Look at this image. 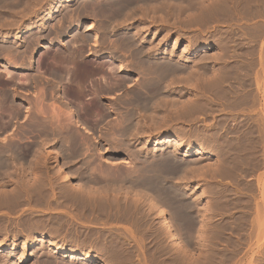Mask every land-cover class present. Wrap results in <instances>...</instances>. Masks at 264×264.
Listing matches in <instances>:
<instances>
[{"label": "rangeland", "instance_id": "obj_1", "mask_svg": "<svg viewBox=\"0 0 264 264\" xmlns=\"http://www.w3.org/2000/svg\"><path fill=\"white\" fill-rule=\"evenodd\" d=\"M10 1H6L7 3L3 2V5H1L2 7H0V49H2L0 50V90L10 88L11 92H14H12V94L15 96L12 105L15 106L19 104L21 107L17 105L16 108L14 107L16 110L11 107V114L13 116L12 112H14L15 117L11 116L10 119L8 115L9 111L6 112L7 114L5 113L6 116H4L7 117L8 115L10 123L2 121L3 123L0 125V141L11 139L13 135L18 137V132L20 129L19 127L23 125V123H21V119L23 118H21V116L23 115L24 117L25 113L27 114L28 112V115H25L26 118L24 117V119L25 123L27 122V125L28 123L30 124V122L34 120L33 115L35 111L40 105L43 106V102L41 101H44L47 109L49 108V104L50 107L51 104H55V106L58 108V112L61 110L59 114L60 116L63 114L64 118H66L64 120L61 118L63 116L60 117L62 120H64V122L68 120L67 118H69L68 114L66 113L67 106L71 107V110L76 113L75 115L77 120L84 123V125L79 123L80 125L78 124L77 126V124L73 122L74 126L72 128H74L75 131L79 133L77 135L80 137L81 141H83V144L84 142L86 144L82 145V148H80L79 145L82 143L79 144L80 141L78 140L77 136V140H74L77 146H79L77 147L75 146V143L73 144L74 141L72 142V140L67 142L66 138L64 139L60 135H55L56 133L46 134L41 131V129L39 130V126L32 125H30V127L28 126L29 129L26 134L21 136L22 138L20 137L21 139L19 141L21 147L18 156L14 154V157L12 154L11 156L8 155V163L11 160L13 161H11L6 166L4 165L3 167H0V247L2 245L5 247L4 249L0 250L1 263L4 260L2 264H82L81 259L78 256L71 258L72 255H69V252H56V249L60 248L61 246L67 251H74L75 249L77 253H91L89 255L95 261H97L98 264H213V262H215L214 264H264V224L261 225L262 227L257 226V223H259L257 221L258 219L259 221L264 220V218L261 217L263 216V211L260 209V212H262L260 215L259 212L257 213L256 211L258 206L259 208L262 207L260 206L262 204L260 200V192H262L261 186L264 184V161L263 163L262 161L260 162L262 164L261 167V164L259 163V166L257 165L258 168L257 166L254 167L255 169L257 168L256 170L252 167L253 169H251L253 172L251 171V174L250 172L246 174L247 171L251 170L247 167V170L245 169L246 172L244 171L245 174L241 173V181L238 177V185L242 187L240 190L241 193L239 192V195L242 197V199L249 200H247L248 202L243 200V204L245 203V205H243L241 209L238 208L237 211L235 210L237 213L235 212L234 216L239 218L238 215L241 214L240 212L242 211V214L246 217L241 214L242 216L240 218H246V222H248L247 219H249L250 222L248 223L252 224H247L246 226L249 227L251 225L250 227L254 228H244V225L242 227L241 224H239V221L241 222L240 218L239 220L235 218V225H237V228L239 227V229H236L239 230V233L235 231L236 229H234V231L230 234L231 236L228 234L226 238L223 237L221 233V187L224 183L227 184L229 181H227V178L226 181L224 180V175H222V172H220L219 164H217L216 167V163L219 160V156L217 155L218 146L215 145L216 141L211 140V142H209L206 140V138H209L212 136V134H214L213 132L215 129L217 130V124L219 125L220 120L218 117L221 115L219 110L213 112L212 116L207 117V119L205 118L206 120L202 119L196 123H191L188 121L172 122L169 127H164L159 131L155 130L153 126L149 127V124L146 126V123H150V121H146L144 118H141L142 120L138 121V124L140 123L138 126L141 128L139 130L140 132L124 136L125 138L122 139L124 142L121 143L122 140L119 142L121 137H118L119 140L118 138H115L117 140L116 141L110 134L98 130L99 125L103 126L105 123L110 125L112 124L113 120V124L115 123V118L117 120L119 117V115L115 112L121 111L119 108L117 111H112L113 113H108V116L104 121L95 122V115H84L82 113L83 111H81L79 107V105H83L84 103L88 104L97 100L103 106V109L106 108L105 106H111V108L116 110V100L118 98H124L133 88V86L128 85L138 83L139 80H135L138 79L135 74L136 71H132L129 75H125L124 71L119 72L120 67L117 63L110 59L107 61V58L102 55L103 52L110 50L113 51L114 54L121 53L117 55L124 54L128 48V50H130L129 46H122L119 50L118 47L121 45L118 42L120 41L118 39V35L120 37L126 35L128 37L135 38V44L142 43L145 45V47L152 46V50L154 48L153 53L159 51L160 53H166V55H169L170 53L174 55L173 58L184 67L182 71H179L175 74L176 77L187 75L189 71H194V73L197 72L196 74H202L204 76V71L206 70V73H208L211 71L212 67L210 65L211 67L209 66L208 68H204V57L213 56L221 52V50L218 48H215L212 51L204 52V44L216 42V44H219L220 41L222 43L223 40L221 39H223L226 35V33L224 34L222 32H224L225 29L226 31L227 29L229 30L227 27L228 25L226 26V23H221L222 25L219 24L217 26L219 29L215 28V30L212 29L206 32L202 30L200 32L199 30L195 29V26L185 25L183 23V20L185 19L183 15H181V17L167 16L159 9L155 10L157 6L162 4H171L173 6L175 4L179 5L181 3L180 0H158V2L157 0H154L155 3H151V1H149L150 3L147 2L145 5L146 10H143L145 9L143 5L145 3H142L141 5L144 8H139L141 2L137 5L134 4L136 8L134 5L131 8H134L135 10L128 8L130 11V14L129 12L127 14L128 19L125 17L128 9L124 10V12L126 11L125 13L121 12L122 16L115 13L119 15V20L117 19L118 21L115 17L117 15L114 16V14L112 15V13H110V15L113 16L112 20L114 19L112 23L110 21L111 16L109 13L107 15V12L104 11L103 17L104 19H109L108 21H105L102 19V16L98 15H102V12L95 11L94 13L92 10V13H90V10V15L88 14L89 16H86V13L81 14L79 11V5L84 3L85 0L84 2L83 0H72L71 7L73 9L69 7L71 8L69 10V12H71L69 19L63 17L64 13L62 11L65 9L64 0H43V6L39 10L40 12L37 13L32 11L36 9L32 6L31 8L25 6L23 3V5H21L20 3L18 7L13 0ZM91 1L96 3L103 0ZM20 5L23 9H21ZM138 5L139 7L136 11ZM147 5L149 8L151 6V11H149L150 9L147 8ZM50 7L53 9L54 14L59 16V19L57 16L58 20H60L61 17V22L57 21V19L50 20L48 18ZM25 8H30V10H32L28 11V9L27 12ZM140 11H143V13ZM27 13L29 14L27 15ZM72 13L77 15L74 14V16H72ZM123 17L126 22L124 21ZM62 19L66 24L62 22ZM120 19H123V21ZM161 19L162 23L160 21L158 22V20ZM163 20L164 22L166 20L167 24L166 22L163 23ZM38 21H40V26H36ZM101 21H104V24L108 25V27H103L105 26L104 24L103 26L102 24L100 25L99 23H101ZM253 21H248L247 23H251ZM113 22H115V26L113 25ZM120 22H123L124 24L122 23V25ZM53 24L54 26L56 24H58L57 26L64 24V28H62L63 25L59 26V31L57 26L55 28ZM75 24H79L80 30L75 29ZM109 25L110 27L113 25V28H109ZM100 26L102 29L106 28V31H103ZM235 27L236 25H234L232 28ZM61 28L63 30H61ZM54 29H57L56 31L58 32H54ZM109 30L112 31L108 32ZM49 31L52 32V35ZM39 32L43 33L42 41L51 39L54 44L49 47L38 45L37 48L32 45L30 39ZM93 32L97 33V37L93 36ZM221 35L223 37H221ZM107 37L110 38L107 40ZM227 37H229V35ZM262 38L264 39V35L256 43V53L254 51L252 52V57L259 59V61L260 57L264 54V52H262L261 55L258 51V47L263 41ZM109 39L112 40L110 41ZM72 40L76 42L77 40L79 41L77 43L80 44L76 47V49L81 50L84 54L82 59L84 60L83 62L85 65L94 70L92 72V78L89 80L90 85L88 84L87 91L85 92V95L87 96H78L74 90L71 89L70 84L76 81L74 76L69 77L67 80L59 76L60 74H63L61 66L67 67L70 65V63L68 64L69 61L66 62L65 58L67 57L66 55L69 50H71V42L69 41ZM93 40L97 41L94 42ZM113 40L115 43L117 42V45L112 43ZM188 40L195 41V43L189 47H186ZM239 40L240 39L237 38L236 42H239ZM136 41L138 42L136 43ZM30 43L32 48L30 47ZM111 43L114 46H117V48H114ZM249 44L253 43L250 41ZM7 47H13V49L9 48L10 52L5 50L9 52L7 53L3 51V48L8 49ZM12 50H17L18 52ZM19 50L22 51L19 52ZM11 51L13 53H11ZM123 51L124 53H122ZM237 51L241 52L240 49H237ZM19 53L22 55L20 57L16 56L19 55ZM8 55H10L9 58L11 61H9L10 59L8 60ZM101 55L103 57H101ZM13 56H15L17 59ZM179 56L182 57V59H178ZM14 60L17 62H14ZM127 60L128 58H121L123 63L127 62ZM263 61H260L259 64L252 68V74L257 73V70L263 69ZM107 64L109 66L111 64L114 65L112 72L108 71ZM214 67L220 69L221 65L216 64L213 66V68ZM8 71L11 72L9 73ZM8 73L11 74L12 77ZM7 74L10 78L7 77ZM259 74L260 75L258 77L252 79V84L250 87L247 86L246 88L242 86L240 81L239 84L238 82H234L232 83L233 85L231 84V86L235 87H233L234 90L237 88L238 91L240 87V89L243 87V89L251 88L253 92L262 91L264 89V84L262 83L264 82V77L262 73L259 72ZM102 76H105L104 82L108 81L109 84L116 82L120 78L126 79L127 83L125 82V86L123 87H117L113 90H106L97 94L95 90L96 87L94 86V83L92 84V81H98L99 83L101 82L103 84V80L100 79ZM19 77L21 80H19ZM173 82L174 83L172 84L171 89L168 92L162 93L164 96L160 95L158 100L161 99V102L169 101L178 103L192 98L191 93H184V88L180 87L183 85L186 86L187 89H190L191 85H194L192 80L182 79L180 81L174 80ZM261 83L263 84V88ZM36 89H39L40 91H37ZM14 90L17 91L15 92ZM41 95H43V97ZM33 96L41 97V101L36 98L40 103H37V100L34 99ZM26 98H28V101H30L31 98V103L28 102ZM33 99L36 103L32 102ZM34 104L35 106H33ZM38 104L40 105L38 106ZM22 106L24 108L26 106L27 107L23 109ZM18 107L20 113L23 110L26 112H22L20 114L17 112ZM47 109H45L47 112L48 110H51ZM230 116H234V114ZM239 117L242 118L241 115H239L238 118ZM6 123H8L9 126ZM85 125L90 133L84 132L81 128V126ZM203 126H209L210 130H203ZM216 133L217 132H215V134ZM165 135L168 136L165 137ZM178 135L183 136L184 139L192 143V150L189 151L184 145L177 146L175 144V138L176 136L179 137ZM15 136L13 137L16 138ZM78 141L79 143H77ZM73 146L75 147L73 148ZM201 146L203 149H207V152L202 155H196V149ZM213 147L217 150H215ZM76 148H79L80 150L78 149V151ZM49 150L51 152H55L60 160L64 161L65 163L67 162L66 164L68 165V168L72 171L74 170L76 179H79L82 183L90 188L89 192L79 190L75 185L76 179H73L67 184V182L63 180V176L57 175L55 162H53L52 159L48 158L47 156ZM133 150L136 152L133 153ZM171 150H174L175 153H173ZM73 151H75V153ZM129 152L132 153V156L129 154ZM168 154L172 155L171 157L173 159L176 158L181 162L184 161V164H182V168L176 172L171 173L170 170V173L168 171H163L164 174L161 172L164 176L162 178L161 174V178L163 179V181L160 179L163 182L162 191L159 192L151 188L148 190L145 189L149 192L148 193L146 191L148 197L146 198V201H151L150 199L154 200L155 198L158 205L165 207L166 215H168L167 217L170 219L174 229L181 233L182 239L185 245H187L186 249L188 250H183L179 248L178 245H176L175 241L162 227L160 218L156 215L155 210L148 205V201L145 202V199L143 201L138 199L135 200L136 198L132 195L134 185L132 188H128L130 191L129 194L123 193L122 191H124V189L127 190L126 187L130 185H128V182H124V179V181H122L120 176L119 179L122 182H116L115 187L119 188L121 193L114 194L110 192V188L114 184L104 181L100 177L102 174H104L102 173L103 171L100 172L98 168L96 169L98 172H100V174L102 173L100 175L96 170L95 172L92 169L93 163L95 165L97 163H99V165L102 164V167H99V169L103 170V167H107L109 165L113 167H119L120 165H123L121 167H124L127 164V161H129V156H131L132 161L137 156L138 158L136 157V163L134 162V164L138 165L140 163L139 157L141 156L146 157V159L149 161H152L151 159H155L157 157L163 158V156H167ZM160 155L163 156L161 157ZM12 157L14 159H12ZM34 160L36 161L34 162ZM35 165L37 166L35 167ZM133 174L135 175L136 173L133 172ZM141 174L142 172H140V175ZM134 175L133 177L137 178ZM138 175L139 174L137 172L136 176ZM118 176L119 175H117V177ZM260 182H262V184ZM230 185L227 186L232 187ZM250 186L254 191L251 190ZM21 190L26 192L25 194L22 193L19 198L16 196V194L18 193L17 195H19V191L21 192ZM246 192V195L243 194ZM150 194L154 198H152ZM254 194H256V196H254ZM253 197L258 199L256 200V198L254 199ZM17 198L19 199L18 202L16 201ZM252 199L257 203L260 202V204L258 203V205L254 201L251 202L250 200ZM254 203L255 205H253ZM135 204L138 205V209L135 207ZM248 205L251 207L250 209ZM254 206L256 208H253ZM246 207H248L249 210H247ZM259 208L257 209L259 210ZM254 209L255 211H253ZM245 213L248 214L246 215ZM237 222L240 226H238ZM257 227L261 230L259 231ZM243 230H245L247 233L249 230L252 231H249V233L246 234V232ZM243 232H245V234ZM261 235H263V237ZM40 244L41 246L44 244V246L41 247Z\"/></svg>", "mask_w": 264, "mask_h": 264}, {"label": "bare ground", "instance_id": "obj_2", "mask_svg": "<svg viewBox=\"0 0 264 264\" xmlns=\"http://www.w3.org/2000/svg\"><path fill=\"white\" fill-rule=\"evenodd\" d=\"M6 1L9 2L10 0H0V7H2L1 5H3V2L7 3ZM13 1H14L15 4H17V6L21 3V5L24 4L27 7H31L32 6L33 8H36L35 10L31 9L35 13L40 12L39 10L43 6V0H13ZM149 1H151V3H155L154 0H103L101 2L99 1V2H96V3H94L91 0H88V1L85 0V2L83 0L84 3H81V4L79 3L80 4L79 5L80 6L79 7V11H80L81 14L86 13L87 14L86 16L90 15L89 14L90 10H91L90 13H92V10L94 11V13H95V11L96 12H102V15H100V14H98V15L102 16V19H104L103 11L107 12V15H108V13H109V15H110V13H112V15L114 14V16L117 15V14H120V16H122L121 12H124V10H127L128 8H131V7H133L134 4L137 5L140 2H141L140 7L138 5L136 11L138 10V7L139 8L143 7V6H141L142 3H145V4H143L144 7H145V9H143V10H146V6L145 5ZM180 1H181V3L179 5L175 4L174 5L175 7L173 5H171V4H162V5H159V6H157L155 8V6L157 4L156 3L154 8H155V10L159 9L163 14H165L167 16L181 17V15H183L184 18H185L183 20V23L185 25L195 26L196 27L195 29L199 30L200 32L202 30H204V32H206V31H209V30H212V29L215 30V28L219 29V28H217V26L219 24H221V23H226V26L228 25L227 27L229 28V30L227 29V31H226V29H225L226 32L225 31L222 32L224 34L226 33V35H225V37L223 39H221L223 41H222V43L220 41V43H221V44L219 43L220 45L216 44L217 42L216 43H206V44H204V49H203L204 52L212 51L215 48H218V49L221 50V52L216 54V55L205 56L204 57V68H206V67L208 68L211 65L212 66V67L210 66L211 67V71L206 73L207 71L205 70L204 71V76L202 74H196L197 72L194 73V71L193 72L189 71L190 73L188 72L187 75H184L182 77H176L175 74L177 72H179V71H182L184 69V67H183L182 64H179V62L176 61L173 58L174 55H172L171 53L169 55H166V53H164V52L160 53L159 51H156L155 53H153L154 48L152 50V46H149V47L146 46L145 47V45L142 44V43L135 44V40H136L135 38L128 37L126 35H124V36L122 35L123 37H120L118 35L119 38L118 37L117 38L120 40L118 42L121 45V46L119 45L120 47H118L119 50H120V48L122 46H129L130 50H128L129 48L127 49V51L124 50L126 52L124 53V51H123L122 53H124V54H122V55H117V54H121V53L114 54L113 51H111V50L103 52L102 55L105 56V58H107V61L110 59L113 62L117 63L118 66L120 67L119 72L124 71L125 75L126 74L129 75L132 71L133 72L136 71L135 74L138 77V79H135V80H139L138 83H134V84L128 85V86H133V88L130 90V93L129 94L127 93V95L124 98H118L116 100L117 107L115 108L113 106L116 110L111 108V106H105L106 108L104 107L105 109H103V106L97 100L94 101V102H90L88 104L84 103L83 105H79V107H80L81 111H83L82 113L84 115L85 114L88 115V116L95 115L96 116L94 118L95 122L104 121L105 118L108 116V113H111L112 111H117V109L119 108L121 111L115 112V113H117L119 115L117 120L115 118V123L113 124V122H114V120H113L112 124L109 125V124L105 123V124H103V126L99 125V129H98L99 131H103L104 133L110 134L111 136L114 137V139L118 138V137L119 138L121 137L120 140L118 138L119 142L123 138H125L124 136H127L128 134L132 135V134L140 132L139 130L141 128H139V126H138L140 124V123L138 124V121L142 120L141 118H144V120H146V121H148V120L150 121V123L149 122L146 123V121H145L146 126H147V124H149L148 125L149 127L153 126L155 128V130L159 131L160 129H162L164 127L165 128L169 127L172 122H185V121H188V122H191V123L199 122L202 119H205V118L207 119V117L212 116L213 112H215L216 110L217 111L219 110L220 111L219 113L221 115H220V117H218V119H220V120H219V125L217 124V126H218L217 130L214 128L215 131L213 132L214 134H212L211 137H209V138H206L205 136L204 137L209 142H211V140H213V141L215 140L216 141L215 145L218 146V154L217 155L219 156V160H218L219 163L216 160V162H217L216 163V167H217V164H219L220 172H222V175H224V180L226 181V178H227L228 179L227 181H229L228 182L229 184L227 182H226L227 184H225V183L223 185L221 184L222 187H221V195H220V205H221V209H222L221 224H220L221 225V230H222L221 233H222L223 237L226 238L228 234L230 235L234 231V229L237 228L236 227L237 225H235V218H237L236 216H234L235 212L237 211L238 208L241 209V207L243 205H245V203L243 204L244 201L249 200V199H247V200L242 199V197H240V195H239L241 193L240 190L242 189V187L240 185H238L239 180L242 178V176H241L242 174L241 173L245 174L244 171H245V169L247 167L250 168V169L252 167L254 168V167H256L258 165V163L261 164L260 162L262 161V163H263V161H264V159H263V156H264V154H263L264 153V89L262 91H255V92H253V90L251 88L243 89L244 87L247 88V86L248 87L251 86L252 79L258 77L260 75L259 72L262 73V75L264 77V66H263V69H261L262 71L261 70H257L258 71V72L256 71L257 73L252 74V71H251L252 68H254V66L259 64L260 61L261 62L263 61V56H264V54L262 55V52H264V39L262 38L263 41L260 43V45L258 47L259 48L258 51L262 55L260 57V61H259V59H256V58L252 57V54H253L252 52L254 51L256 53V50H257V48L255 47V46H257L256 45L257 41H259V39L264 35V0H180ZM157 2H158V0H157ZM64 3H65V9H63L64 11H62L64 13L63 17L69 19V16H71L70 15L71 12H69V10L72 8L71 7L72 0H64ZM6 5H8V4H6ZM152 6H153V4H152ZM69 7H71V8H69ZM26 8H25L26 11L28 9H29L28 11H31L30 8H28V9H26ZM135 8H136V6H135ZM147 8H149V6ZM150 8H151V6H150ZM21 9H23L22 6H21ZM132 10H135V9L133 8ZM159 10H157V11H159ZM149 11H151V9ZM128 12L130 14L129 9H128L127 13H126V16L124 15L125 17H127V19H128V15H127ZM29 13H31V12H29ZM29 13H27V15ZM115 13H117V14H115ZM131 13H133V12H131ZM141 13H143V11ZM154 13H156V12H154ZM74 14L72 13V16H74ZM75 15H77V14H75ZM91 15H93V14H91ZM57 16L58 15H55L53 9L50 7L48 18L50 20H53V19L56 20ZM99 16H98V20H99ZM110 16H108V17H110ZM112 17L113 16H111V19H110L111 23H112V21H114V19L112 20ZM115 17H116V20H117L119 15H117ZM38 19H39V17H38ZM58 19H59V16H58ZM58 19H57V21H60L61 17H60V20H58ZM76 19H77V16H76ZM80 19H81V17H80ZM123 19H124V17H123ZM123 19H120V20L123 21ZM104 20L108 21L109 19L108 20L104 19ZM57 21H55V22H57ZM124 21H125V19H124ZM159 21L162 23V19L158 20V22ZM248 21H253V22L247 23ZM39 22L40 21L37 22L38 25L36 23V26H40ZM62 22L64 23L65 21H63V19H62ZM115 22H113L114 26L117 24V22H116V24H115ZM165 22L167 24L166 20H165ZM165 22L163 20V23H165ZM104 23H105L104 21H101V23H99V24L100 25L102 24V26H103ZM111 23H109V24H111ZM120 23L122 24L123 22H120ZM155 23H157V22H155ZM64 24H66V23H64ZM64 24H61L59 26L63 25L62 28H64ZM57 25L58 24H56L54 26V24H53V26L55 28H56ZM113 25L111 26L112 28H113ZM232 25L233 26L236 25V27L232 28L233 27ZM59 26H57V28ZM119 26H120V24H119ZM52 27H51V29H52ZM103 27L107 28L108 25H105ZM111 27L109 25V28H111ZM62 28H61V30H63ZM79 28H80L79 24H75V29L78 30ZM100 28H101V26H100ZM59 29L60 28H58V30ZM105 29H102V30L104 31ZM184 29H186V28H184ZM56 30L54 32H58ZM111 31L109 30L108 32H111ZM49 32H51V31H49ZM35 33H36V31H35ZM42 34L43 33L39 32V33H37L36 35H34L30 39L32 45H34L36 48H37L38 45L39 46L43 45V46H48V47L52 46L54 44V42L51 39L42 41V38H43ZM93 34H94L93 36L97 37L96 36L97 35L96 32H93ZM109 34H111V33H109ZM213 34H212V36H213ZM51 35H52V32H51ZM55 35H56V33H55ZM215 35H216V33H215ZM228 35H229V37H227ZM129 36H131V35H129ZM221 37H223V36L221 35ZM108 38H110V37H107V40H108ZM237 38L240 39L239 42L238 41L236 42ZM74 39H75V37H74ZM204 39H205V37H204ZM78 40H77V42H79ZM109 40L111 41L112 39H109ZM244 40H245V42H244ZM72 41H69V42H71L70 43L71 50H69V52L67 51L68 52L67 55H66L67 57L65 58L66 62L69 61L68 64L70 63V65L67 66V67H65V66L62 67L61 66L62 69L61 68L60 69L62 70L63 74H60L59 76L63 77L66 80L69 77L74 76L76 81L71 83L70 87H71V89L74 90V92L78 96H83V95H85V92L87 91V86L90 83L89 80L92 78V75H93L92 72L94 70L91 69L90 67H88L87 65H85V63L83 62L84 60L82 59L84 54L82 53L81 50L76 49V47L80 43L78 44L76 41H73V42ZM96 41L97 40H95L94 42H96ZM250 41L253 44H249ZM137 42L138 41H136V43ZM31 43H30V47L32 46ZM112 43H115V41L113 40ZM194 43H195V41H189L188 40L187 43H186V47H189V46L193 45ZM28 46H29V44H28ZM28 46H25V47H28ZM113 46H111V47H113ZM5 48H3L4 49L3 51H5V50L9 51L10 49H13V47L12 48L9 47L10 49L8 47H7L8 49H5ZM114 48H117V46H114ZM68 49H69V47H68ZM237 49H240L241 52H238ZM0 50H2V49H0ZM24 50H26V49H24ZM12 51H17V50H12ZM12 51H11V53H13ZM21 51L22 50H19V52H21ZM5 52H7V51H5ZM9 52H7V53H9ZM183 52H185V51H183ZM14 53H16V52H14ZM11 55H13V54H11ZM21 55L19 53V55H16V56L20 57ZM102 55H101V57H103ZM7 57H8V60H9L10 59L9 58L10 55H8ZM13 57H15V56H13ZM121 58L122 59L123 58H128V60H127V62L123 63L121 61ZM178 59H182V57L179 56ZM9 61H11V59ZM15 61L16 60H14V62ZM263 63H264V61H263ZM216 64L221 65V68L220 69H217L216 67L213 68V66L216 65ZM261 64H260V66H261ZM59 65H60V63H59ZM107 67H108L107 68L108 71L112 72L114 65L111 64L110 66L108 65ZM261 68H262V66H261ZM8 74H7V77H8ZM9 75H11V74H9ZM11 77H12V75H11ZM8 78H10V77H8ZM100 79L103 80V84L101 82L99 83L98 81H96V82L92 81V84L94 83V86L96 87L95 90H96L97 94L100 93V92L106 91V90H113V89H115L117 87H123V86H125V82H126V79L120 78L116 82H113V83L109 84L108 81H105L106 83L104 82L105 76L100 77ZM182 79L192 80L193 83H194L193 86L191 85L190 89H187V87L183 86V85L180 86L181 88H184V91H183L184 93H189V94L191 93V95H192L191 99H188V100L183 101V102H178V103L169 102V101H163V99H162L163 102H161V99L158 100V97L160 95L164 96L162 93L168 92L171 89V86L174 83L173 82L174 80H179L180 81ZM19 80H21V78ZM263 80H264V78H263ZM239 81L242 83V86H244V87L242 89H240L241 87L239 88V86H240L239 85L238 86L239 91H238L237 88H236L237 90L236 89L234 90L235 87L231 86V84L234 83V82H238V84H239L240 83ZM86 82H88V83H86ZM262 83L264 84V82H262ZM9 84H11V83H9ZM263 84H262V88H263ZM91 87H93V86H91ZM39 89L38 90L36 89V90L40 91ZM12 92H11L10 88L9 89L5 88L3 90H0V125L3 122L10 123L9 119L12 116V114H11L12 110L11 109L12 108L15 109L17 107V105L20 106L19 104L15 105V106L12 105L13 104V100L15 98V96H14V94H12ZM43 95H41V96L43 97ZM36 96L35 97L33 96L34 99L38 98L40 100L41 97H36ZM44 96H46V95H44ZM85 96H87V95H85ZM92 97H93V94H92ZM45 98H44V100H45ZM27 99L28 98H26V100ZM34 99H33L32 102H35ZM38 99H36L37 103L39 102ZM30 101H31V98H30ZM30 101H28V102H30ZM21 102H23V101H21ZM41 102H43L42 103L43 106L38 104V106L39 105L40 106L35 111V113L33 115L34 120L32 122H30V124L28 123V125H27V122L25 123V119H24L25 115H28V112H27V114L25 113L24 117H23V115L22 116L20 115L21 118L24 119V121H23V119H21L22 120L21 123H23V125L21 127H19L20 129H19V132H18L19 133L18 137L13 135L16 138H14L12 136L11 139L1 140L0 141V167H3L4 165L6 166L11 161H13V160H11L8 163V158H9L8 155L11 156V154H12L13 157H14V155L18 156L19 150H20V147H21L19 140L22 138L21 136H24L26 134V132L29 129L28 126L30 127V125L39 126L38 127L39 130L41 129V131H43L46 134L47 133H53V134L56 133L55 135H60L64 139L66 138L67 142H70L71 140H72V142L74 140L75 141L77 140V136H78L77 134H79V133H77L75 131V129L72 128L74 126L73 122L75 124H77V126H78L79 123H82L83 125H84V123L77 120L76 115H75L76 113H74L73 110H71V107L67 106V109H66L67 110L66 113L68 114V117L70 119L67 118L68 120L64 122V120L66 118H64L62 113H61L62 114L61 116H63V117L60 116L59 113H60L61 110H59V112H58V110H57L58 108H57V106H55V104L54 105L51 104V107H50V104L48 103L49 104V108L48 109H51V110H48L47 107L45 106L44 101H41ZM24 103H26V102H24ZM51 103H53V102H51ZM33 106H35V104ZM22 108L25 109L23 106H22ZM45 109H47L48 112ZM49 111H51V112H49ZM6 112H8L9 119H8V115H7V117H5L6 116L5 115ZM17 112L20 113L19 107H18V111ZM22 112H26V111L23 110ZM12 113H13V116H14V112H12ZM233 114H234V116H230V115H233ZM239 115H241L242 118H240V117L238 118ZM60 117L63 118L64 120H62ZM8 123H6V124H8ZM216 123H218V122H216ZM85 124H86V122H85ZM8 126H9V124H8ZM34 128H36V127H34ZM75 128H76V126H75ZM81 128L83 129L84 132L90 133L89 130L87 129L86 125L85 126H81ZM208 129H209V126H206V127L203 128V130L209 131L210 129L209 130ZM212 131H210V132H212ZM199 132H197V133H199ZM215 132H217V133L215 134ZM36 134H37V132H36ZM167 136L168 135H165V137H167ZM178 136L179 137L176 136V138H175V144L177 146L184 145V146L187 147V149L189 151L192 150V143H190L186 139H184L183 136H180V135H178ZM113 137H110V138H113ZM205 138H204V140H205ZM78 140L80 141V143H79V141L77 143H79V144L82 143L81 145H79L80 148H82L81 146L86 144V143L84 142V144H83V141H81L79 136H78ZM85 140H86V138H85ZM75 141L73 142V144L75 143ZM122 142H124V140H122L121 143ZM209 142H208V144H209ZM75 146H77L76 143H75ZM75 146H73V148ZM79 146H77V147H79ZM87 146H88V144H87ZM177 146H175V147H177ZM210 147H212V146H210ZM83 148H84V146H83ZM78 149L79 148H76V150H78ZM174 150H175V148H174ZM174 150H171V151L173 153H175L176 150L175 151ZM215 150H217V149H215ZM75 151H73V152L75 153ZM130 152H129V154L131 155L132 153H130ZM134 152H136V151L133 150V153ZM206 152H207V149H205V148L203 149L202 146H201V147H198L196 149L195 154L196 155H202V154H205ZM47 156H48V158L52 159L53 162H55L57 175L63 176V180L66 181L67 184H68V182H71L73 179H76V174L74 173V170L72 171L71 169H69L68 165L66 164L67 162L65 163L64 161L60 160L58 158V155L55 152H53V151L51 152L49 150ZM131 156H129L130 157V158H128L129 161H127L126 165L124 164L125 165L124 167H121L123 165H120L119 167L116 166V167H118V168H116L115 166L113 167V166L109 165L107 167H103L104 169L102 170V169H99V167H102L101 166L102 164L99 165V163H97L95 165L93 163L92 169H93V171H95L98 168V170L100 172L103 171L102 173H104V174L101 173L102 174L101 175L100 172H98V170H96L101 175V176L100 175L99 176L101 177L102 180L108 181L109 183H113L114 184V185L111 186L110 192H112L114 194H120L121 190L119 188L115 187V183L116 182H122V181L125 180L124 182H128L129 183L128 185H130V186L126 185V186H128V187H126L127 190L124 189V191H122V192L126 193V194H129L130 191H129L128 188H132L133 185H134V190L132 192V195L136 198L135 200L138 199L140 201H143L145 199V202L148 201V200L146 201V198H148L146 191L149 188L155 189L156 191H159V192L162 191V185H163L162 184L163 183L162 182L163 181L162 178L164 177L163 174H164L165 171H168L169 173H170V171H171V173L172 172H176L180 168H182L181 165L184 164L183 163L184 161L181 162L179 159H176V158L173 159L171 157L172 155L168 154L167 156L165 155L166 157L162 155L163 158L157 157L155 159H151L152 161H149V160L146 159V157L141 156V157H139V162L140 163L139 164L137 163L138 165H135L134 162L136 161L135 159H136L137 156L135 155L136 157H135V159H133V161L131 160ZM13 157H12V159H14ZM68 157H69V155H68ZM35 161L36 160H34V162ZM103 162H105V161H103ZM36 166L37 165H35V167ZM93 166H94V168H93ZM258 166H257V168H258ZM261 166H262V164L260 165V167ZM216 169H218V168H216ZM252 169L250 171H247V172L245 171L246 174H248L249 172L251 174V171L253 172ZM204 171H205V169H204ZM133 172L136 173V174L138 172L139 175L136 176V174L134 175ZM140 172H142L141 175H140ZM7 173H9V172H7ZM95 174H93V175H95ZM161 174H162V178H161ZM117 175H119V176L117 177ZM133 175L135 177H137V178H134ZM120 176H121L120 179L122 181H120V179H119ZM238 177H239V180H238ZM240 183H242V182H240ZM251 183H253V182H251ZM260 183L262 184V182H260ZM255 184H257V183H255ZM75 185L77 186V188L79 190H84L86 192L90 191V188L87 187L84 183H82L79 179H76ZM137 185H139V186H137ZM227 185L228 186L230 185L232 187H228ZM249 185H250V183H249ZM263 185L264 184H262V186H261V188H262L261 191L262 192H260V194H261V196H260L261 199L260 200L262 202V204L260 206H262V207L259 208V206H258L257 208H259V210L255 206L253 207V208H256V211H257V213L259 212V215L262 213V212H260V209H262V211H263V216H261L262 218H264V189H263L264 186ZM91 186H92V184H91ZM250 188L252 190L251 186H250ZM145 189H147V190H145ZM253 189H254V187H253ZM255 189H256V187H255ZM252 191H254V190H252ZM25 192L26 191L21 190V192L19 191V195H17L18 194L17 193L16 196L20 198L22 193L25 194ZM254 193H256V192H254ZM243 194L246 195L247 192L243 193ZM150 196L152 197L151 194H150ZM241 196H242V194H241ZM254 196H256V194H254ZM152 198H154V197H152ZM253 198L255 199L256 197H253ZM257 199L258 198H256V200ZM150 200L151 201H148V203H149L148 205L155 210L156 215L161 220V224H162V227L164 228V230L169 234V236H171V238L175 241L176 245H178L179 248H181L183 250H188V249H186L187 245H185V243H184V241L182 239L181 233H179L178 231H176L174 229L170 219L167 217L168 215H166L165 207L158 205L156 200H155V198H154V200L153 199H150ZM16 201L18 202L19 199L17 198ZM123 201H124V199H123ZM250 201L252 202L254 200L252 199ZM254 202H256V201H254ZM258 203L260 204V202H258ZM88 205H89V203H88ZM136 205L137 204H135V207L137 208L138 205L137 206ZM246 205H247V203H246ZM253 205H255V203ZM253 205H250V206H253ZM248 207H249V205H248ZM248 207H246L247 210H249L251 208V207H249V209H248ZM243 209H245V208H243ZM110 210H112V209H110ZM253 211H255V209ZM134 212H135V210H134ZM247 212L250 213L249 211H247ZM130 213H131V211H130ZM132 213H133V211H132ZM240 213L242 214V211ZM241 214L238 215L239 218L243 215V214L242 215ZM243 216H245V215H243ZM96 218H97V216H96ZM239 218H237V219L239 220ZM242 218L243 219L240 218L241 222L239 221V224H241L242 227L244 225V228H250L251 229L252 228V227H250L251 225L249 227L246 226L247 224H252V223H248V222H250L249 219H247L248 222H246V218H244V217H242ZM262 218H261V220H262ZM237 219H236V221H237ZM130 221H131V219H130ZM257 221L259 222V223H257V226L258 227L259 226L262 227L261 225L264 224V220L259 221V219H258ZM237 224H238V222H237ZM239 224H238V226H240ZM258 227H257V229H259ZM237 229H239V227ZM237 229L235 231H237L239 233V230H237ZM245 230H243V231H245ZM260 230L261 229H259V231ZM249 231H248V233H249ZM245 232H243V233L245 234ZM248 233L246 232V234H248ZM259 234H257V235H259ZM261 234H263V233H261ZM261 236L263 237V235H261ZM228 238H229V236H228ZM40 240H42V239H40ZM40 246H41V244H40ZM42 246H44V244ZM4 248H5L4 245H2L0 247V250H2ZM56 252H69V255H72V257L70 256L71 258H75L76 256H78L81 259V263L82 264H89V263L98 264L97 261H95L89 255L91 253H89V254L86 253V252L77 253L75 249H74V251H67V250L63 249L61 246H60V248L56 249ZM3 262H4V260L2 261V263ZM2 263H1V260H0V264H2ZM214 263L215 262H213V264Z\"/></svg>", "mask_w": 264, "mask_h": 264}]
</instances>
